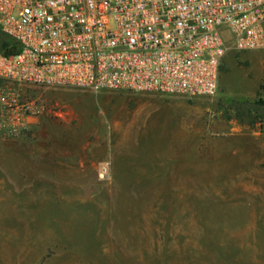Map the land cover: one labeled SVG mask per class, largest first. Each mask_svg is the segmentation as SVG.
<instances>
[{
    "label": "rangeland",
    "instance_id": "obj_1",
    "mask_svg": "<svg viewBox=\"0 0 264 264\" xmlns=\"http://www.w3.org/2000/svg\"><path fill=\"white\" fill-rule=\"evenodd\" d=\"M0 88L38 105L0 113V264H264V47L213 96Z\"/></svg>",
    "mask_w": 264,
    "mask_h": 264
},
{
    "label": "built area",
    "instance_id": "obj_2",
    "mask_svg": "<svg viewBox=\"0 0 264 264\" xmlns=\"http://www.w3.org/2000/svg\"><path fill=\"white\" fill-rule=\"evenodd\" d=\"M0 79L93 91L213 96L231 49L264 47V0H0ZM38 105L0 88L5 126L18 131ZM257 134L264 148V121Z\"/></svg>",
    "mask_w": 264,
    "mask_h": 264
},
{
    "label": "trees",
    "instance_id": "obj_3",
    "mask_svg": "<svg viewBox=\"0 0 264 264\" xmlns=\"http://www.w3.org/2000/svg\"><path fill=\"white\" fill-rule=\"evenodd\" d=\"M2 33V31L0 30ZM5 36V39H3V42L1 43V51L0 53L6 55V56H13L18 54L19 52V46L18 44L8 36H6L4 33H2Z\"/></svg>",
    "mask_w": 264,
    "mask_h": 264
}]
</instances>
